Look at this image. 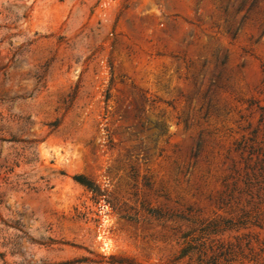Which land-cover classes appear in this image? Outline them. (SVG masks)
<instances>
[{"label":"rangeland","instance_id":"obj_1","mask_svg":"<svg viewBox=\"0 0 264 264\" xmlns=\"http://www.w3.org/2000/svg\"><path fill=\"white\" fill-rule=\"evenodd\" d=\"M253 169L264 0H0V264L263 248Z\"/></svg>","mask_w":264,"mask_h":264},{"label":"trees","instance_id":"obj_2","mask_svg":"<svg viewBox=\"0 0 264 264\" xmlns=\"http://www.w3.org/2000/svg\"><path fill=\"white\" fill-rule=\"evenodd\" d=\"M258 170L252 171L251 174H246L244 184L247 187L257 186L255 197L264 196V181L258 180ZM250 198H253L251 193ZM198 261L199 264H221V262L230 263L236 260H242L248 264H264V247L255 249L251 245L249 239H245L244 243L220 244L208 257H205L206 252L199 249Z\"/></svg>","mask_w":264,"mask_h":264}]
</instances>
